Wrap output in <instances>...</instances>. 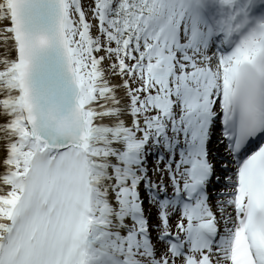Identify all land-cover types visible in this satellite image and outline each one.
<instances>
[{"label": "bare ground", "instance_id": "1", "mask_svg": "<svg viewBox=\"0 0 264 264\" xmlns=\"http://www.w3.org/2000/svg\"><path fill=\"white\" fill-rule=\"evenodd\" d=\"M85 2L87 0H83L84 4ZM77 8L76 1L66 0V33L81 88L80 101L83 106L87 138L82 134L79 119L71 116L70 112L61 111L60 108L63 107L59 104L55 105L59 110L57 114L38 118L41 126L38 127L39 135H36L23 111L22 94L13 65L12 36L7 17L9 4L7 0H0V237L5 232L7 222L11 223L14 218L19 197L26 183L25 174L33 158L43 156L47 145L53 149L50 158L53 157L52 154L56 152L58 146L76 145L86 150L85 181L88 188L86 205L89 213L94 216L93 220L87 222V242L82 250L84 257L82 263L114 264L118 260L115 250L118 249L119 244H123L122 232L131 229L128 210L134 205L133 200L130 199L134 192L128 182H133L137 177L139 164L138 150L133 148L138 136L133 134L131 129L139 126V123L124 116L120 119L109 117L111 113H120L122 116L125 103L123 97L109 87L107 79L102 78L100 86L103 91L100 90V93H97L98 91L91 85L87 67L81 63L77 54V45L73 44L78 41L81 28L78 20L80 12ZM181 19L182 16L177 15L176 23ZM254 53L252 56L259 58L260 55L264 58V51L259 54ZM149 61L156 64L153 67L155 70L163 67L167 60L154 62L150 58ZM198 63L206 68L219 67L221 70L215 78L220 80V84L224 82L225 69L217 58L212 62L198 60ZM191 69L195 70V68ZM186 90L193 91L190 96L192 102V97L201 94L204 86L196 91L191 87ZM208 91L214 98L217 96L218 90ZM201 97L204 99L203 96ZM105 101L108 103L105 104ZM187 103L191 104L190 101ZM178 105H181V102ZM187 106L184 104L181 107ZM201 110L204 109H199ZM177 115L179 116L180 113ZM137 141L139 145L144 142L142 139ZM218 168V172H223L220 167ZM159 170V174H162V169ZM159 174L156 173L157 176ZM232 228L234 235L237 234V227ZM230 245L222 255L215 254V260L219 264H238L232 260L234 257L231 253L226 254Z\"/></svg>", "mask_w": 264, "mask_h": 264}, {"label": "water", "instance_id": "2", "mask_svg": "<svg viewBox=\"0 0 264 264\" xmlns=\"http://www.w3.org/2000/svg\"><path fill=\"white\" fill-rule=\"evenodd\" d=\"M8 4L12 59L27 122L39 135L38 118L57 114L59 104L61 111L79 119L87 138L81 88L66 33L65 0H8ZM58 147L85 150L76 145Z\"/></svg>", "mask_w": 264, "mask_h": 264}, {"label": "rangeland", "instance_id": "3", "mask_svg": "<svg viewBox=\"0 0 264 264\" xmlns=\"http://www.w3.org/2000/svg\"><path fill=\"white\" fill-rule=\"evenodd\" d=\"M90 1L91 0H88V2H87V4H90ZM116 1V4H115V7L118 5V7H119V4H120V0H115ZM157 2H159V7L161 8V9H165V12L167 13V15L169 14V12L171 11V9H172V4H173V0H164V1H160V0H157ZM114 7V8H115ZM174 13L176 14V11H174ZM94 26L92 27L91 25L88 27V29H90L91 30V35H95V32L93 31L94 30ZM141 38H144L143 37V35H141ZM151 40V39H150ZM154 42V40L152 39L151 41H150V43L152 44ZM87 43H89V38L87 37V40H84V41H81V40H79L78 41V43L77 44H79V46H80V49H85V47L87 46ZM129 44H133L132 43V41H130V40H128L127 41V45H129ZM128 50H130V48H129V46H128ZM97 63H98V65H100V61H97ZM128 63H130V62H128ZM112 66H110V68H111ZM114 67V66H113ZM90 69H91V66H90ZM90 69H88V72H89V74H92V76H94L95 77V75L97 76V75H99V74H96L97 73V70L98 69H95V71H93L92 72V70H90ZM111 70V69H110ZM130 76H128V78H129ZM116 77H114V76H112L111 77V79H115ZM135 78V77H134ZM136 79V78H135ZM156 82V85L158 86V87H160V88H162V91L164 92V94H169L173 89L174 90H177V91H179L180 89H178V87L175 85L173 88H168V89H165L163 86H162V84L161 83H159L158 81H155ZM93 86H94V83L92 84ZM133 94L135 95V98L133 99V101H132V107H133V109L135 110V111H137L138 112V109H139V107H140V105L138 106V103H139V100H140V98L142 97V94H143V89L137 84H133ZM172 100H173V102H174V100H175V98H172ZM141 108V107H140ZM174 108L173 107H171L170 108V110H173ZM147 113L146 114H144V115H146V116H144V119L145 120H152V119H156V118H161V117H163V114L162 113H160L159 111V109L158 108H156V109H149V107H147ZM174 111V110H173ZM138 113H140V112H138ZM109 117H113V118H117V119H120V118H122L123 116H120V113H111V114H109ZM147 118V119H146ZM184 128H186L184 125H183V121L180 119L179 120V122H178V126L177 127H173L172 128V130H171V133L174 135V134H176V135H181V134H184ZM135 134H137L136 132H135ZM163 213H167V211H165V209H162V208H159L158 210H157V214L159 215H161V214H163ZM169 216V215H168ZM164 217H166V216H164ZM164 217H162V216H159V218H155V219H153V222L154 223H158V224H163V227L164 228H167V227H170L171 225H173V224H175V225H178V224H180V218H181V216H179V218L178 219H176L175 221H174V223L172 222V221H167V222H165L164 221ZM184 226H185V222H183V224L182 225H179V229H181V230H183L184 229Z\"/></svg>", "mask_w": 264, "mask_h": 264}, {"label": "trees", "instance_id": "4", "mask_svg": "<svg viewBox=\"0 0 264 264\" xmlns=\"http://www.w3.org/2000/svg\"><path fill=\"white\" fill-rule=\"evenodd\" d=\"M129 11H130V13L132 14L133 12H135V5H130V7H129V9H128ZM133 23L130 21V23H126L125 24V26H124V32L128 35H131L132 34V32L129 30V28H130V26L132 25ZM122 67V66H121ZM134 76L138 79V81H140V82H142V80H143V76H144V74L139 70V71H137L135 74H134Z\"/></svg>", "mask_w": 264, "mask_h": 264}]
</instances>
